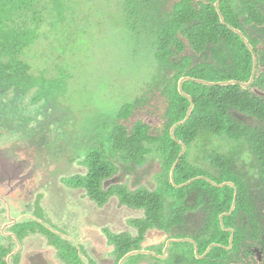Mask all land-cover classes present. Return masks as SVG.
Instances as JSON below:
<instances>
[{"label": "trees", "instance_id": "obj_1", "mask_svg": "<svg viewBox=\"0 0 264 264\" xmlns=\"http://www.w3.org/2000/svg\"><path fill=\"white\" fill-rule=\"evenodd\" d=\"M208 1L203 4L178 0L166 8L165 0L162 10L159 0H108L115 9L113 14L101 8L93 10V6L90 9L88 4L92 0H0V121L1 117L4 119L0 129L6 133L35 132L36 127L29 128V125L38 121L42 104L50 108L54 102L66 100V79L75 76L73 64L84 56L82 41L88 34L89 24L91 27L99 20L94 28L97 29L104 19L109 23L123 21V28L131 36L145 38L157 72L165 75L160 86L168 106L161 130L153 129L142 120L130 126L119 123L131 117L136 103L121 108L112 119L97 121L92 137L78 132L79 139L74 140L76 158L79 156L81 165L88 170L86 178L76 179H109L121 170L120 163L125 177L135 176L132 182L135 185L141 182L140 168L158 161L161 172L154 174L152 182L158 187L153 191L145 187L130 191L127 184H120L111 186L106 196L116 194L121 205L144 210L143 219L128 222L138 228V241L149 229H165L166 224H176L184 229L182 234L196 242L198 255L210 245H218L199 260L179 254L175 264H186L185 257L190 259L189 264L192 261L193 264H231L240 255H251L250 247L254 244H264V219H261L264 213V96L251 92V88H258L264 93V0H231L236 4L229 11L223 3L219 11L225 24L212 5L215 0ZM235 30L244 35L257 55L258 68L252 87L206 86L187 81L183 92L193 99L194 109L190 119L176 128L173 138L171 128L185 119L190 107V101L177 89L182 77L215 83L250 80L253 56ZM44 40L52 41L47 44V52L42 45ZM42 59L46 62L34 67L35 73L32 63ZM58 60H67V64H56ZM52 64H55L54 71H41L44 65ZM157 72L151 76L155 78ZM33 111L34 116L30 115ZM99 124L106 126L101 129ZM37 128L48 129L44 124ZM216 139L230 143L225 152L216 149L220 145ZM179 142L187 150L175 169V185L199 176L210 180L199 179L179 189L170 182V172L182 151ZM238 158L242 159L241 164ZM212 181L218 185L231 182L238 191L233 214L223 219L224 229L235 230L230 250L227 248L231 233L222 228L219 217L230 211L234 188H218ZM197 188L201 190L194 209L207 206L210 217L200 232L193 235L184 226V211L177 216L175 212L178 204L185 209L183 198ZM165 203L172 207L169 222L161 217ZM118 242L122 254L134 248L123 235ZM190 247L194 256V244Z\"/></svg>", "mask_w": 264, "mask_h": 264}, {"label": "flooded vegetation", "instance_id": "obj_2", "mask_svg": "<svg viewBox=\"0 0 264 264\" xmlns=\"http://www.w3.org/2000/svg\"><path fill=\"white\" fill-rule=\"evenodd\" d=\"M155 1L157 2V0ZM163 1L165 0H159L162 10ZM177 1L166 0V8H171ZM218 1H220L218 10L215 7L217 11L223 3L228 7V9L227 7L224 9L228 11L232 5L236 4L231 0H215L212 5L215 6ZM193 2L209 3L208 0H193ZM184 42L187 43V41ZM15 152L12 149L0 150V264H106L102 257L99 258L101 247L93 245V242H104L103 246L105 249L108 248V254H113L116 257V261L112 264H119L123 255L117 245L122 235L124 239H129L133 243L132 250L136 248L144 253L142 256L135 257L137 259L135 263L164 264L168 257L175 258V260L178 258L179 254L174 253L170 248L185 242L186 239L179 234L184 231L182 227H178L176 224L170 226L166 224L165 229L168 227V230L149 229L143 234V239L138 241L140 236L138 228L129 225L133 231L128 229L127 232H117L111 227L117 226L116 221L112 225L111 221L106 222L103 219L109 205L115 208L130 209L121 205L118 195L106 196V192L111 186L122 184L113 181L118 174L124 173L125 169L120 163L118 166L121 170L109 179L79 180L76 178H86L88 175V170L81 165L79 156L74 158L72 167H68L69 174H63L62 169L58 168L57 161L51 158V164L47 165L44 158L38 155L37 149L35 154L31 148L30 154L23 152L20 154L21 156ZM145 167L140 169L143 170ZM154 174L156 173L153 172L150 178L151 182L146 184L149 185L155 180ZM128 178H132V175L126 176L124 179L128 180ZM135 185L134 189H130L127 184L130 191L140 187L153 191L143 185L142 181ZM175 186L178 189L185 188L187 183ZM155 187L157 188L158 185L155 184ZM199 190L201 189L197 188L191 191L183 198L182 203L191 212V216H185L186 213H184L182 219L185 222V227L193 235L200 232L210 217L209 207L194 209ZM96 191H98L97 196L94 195ZM233 205L232 202L231 209ZM171 209L169 203L163 204L161 217L163 216L167 222L172 219ZM130 210L144 213V210ZM143 217L145 216L143 215ZM137 219L139 218H132L129 221ZM86 226L92 228L90 232L92 238L87 237ZM150 230H154L158 234L165 233L164 242H158L156 245L150 242L148 246H144ZM225 231L230 232V228ZM101 236L104 241H100ZM190 238L187 239L194 241ZM88 244L91 247L89 253L86 251ZM213 246L218 245L212 244L206 252L198 255V245L196 244L195 251L193 248L194 256L190 252V259L205 258ZM252 249L257 260L264 264V244L256 243ZM227 250L230 248L228 247ZM190 259L185 257V263L189 264ZM235 263H239V260L235 259L231 264ZM224 264H230V262Z\"/></svg>", "mask_w": 264, "mask_h": 264}, {"label": "rangeland", "instance_id": "obj_3", "mask_svg": "<svg viewBox=\"0 0 264 264\" xmlns=\"http://www.w3.org/2000/svg\"><path fill=\"white\" fill-rule=\"evenodd\" d=\"M88 5L90 9L93 6V10L101 8L115 14V9L109 4L108 0H92V3ZM91 13L95 14L92 10ZM97 23H99V20L95 21L91 27L90 24L88 25V34L82 41L84 56H81L73 64L75 70L72 73L75 76L66 79V100L62 98V101L59 102L58 100L54 102L53 104L55 105L50 106V108L42 104L38 121H36V124L29 125V128L36 127L35 132L19 133L10 131L6 133L4 129H0V134H4L0 137V150L12 149L20 155L23 152L30 154L31 148L35 154L37 149L38 155L44 158V162L47 165H50L53 159L57 161L58 168L62 169L63 174H69V168L72 167V163L76 159V155H78L74 149V140L79 139L77 133L82 132L83 135L92 137L97 129V126H95L97 121L112 119L123 107L136 103L131 117L127 120L119 121L120 124L130 126L135 121L142 120L153 129L161 130L168 100L164 95L165 92L162 91L163 88L160 86V83L163 81V74L157 72V64L147 49L145 38L143 36H131L128 30L123 28V26L125 27L123 21H120V23L119 21L109 23L104 19L97 29H94ZM51 42V40L42 41L45 52L49 49L47 44ZM40 43L41 41L36 45L38 57ZM46 60L42 59L36 61L35 64L32 63L35 73L34 67L40 66ZM57 63L64 66L67 64V60H58L56 61ZM53 65L55 64L44 65L41 71L47 70L52 72L54 71ZM156 72L157 76L153 78L151 74ZM47 75L52 77L50 74ZM113 78L119 84L113 81ZM156 78L157 80L154 81ZM138 100H140L139 103H137ZM56 104H61V106L59 107ZM30 115L34 116L35 111ZM0 122L4 123L3 117H1ZM39 124H44L48 129L37 128ZM99 125L102 126L101 129L106 126L104 124ZM219 142L220 145L216 149L225 152L230 143L221 142L216 139V144ZM237 160L240 164L242 163L241 158ZM37 163L39 164L38 161ZM153 172L157 174L161 172L158 161L147 165L138 174V178L142 181L143 185L149 187L151 190L155 189V182L149 185L146 183L151 182L150 178ZM60 176L62 177V175ZM124 178L125 173H120L113 181L115 183L128 184L130 189L136 187L132 183L135 179L134 176L130 179L128 178V180ZM177 209L175 216L181 210L186 213L185 216H191V212L186 208L182 209V205L178 204ZM143 215V212L132 211L127 208H115L109 205L103 215V219L106 222L111 221L112 225L116 221L117 226L113 225L111 227L117 232H127L126 230L128 229L133 231L128 221L132 218H141ZM261 219H264V213L261 215ZM91 231L92 228L86 226L85 232L87 237H91ZM179 234L186 239L185 242L177 244L170 249L174 253L190 256L191 247L188 239L184 237L187 235ZM165 238V233L158 234L153 231L149 233L144 246H148L150 242L155 245L158 242H164ZM100 241H104L102 236ZM93 245L101 247L99 258L102 257L106 264L113 263V258L108 254V248L105 249L103 246L104 242H93ZM86 246V251L89 253L91 247L89 244ZM252 248L250 247V251H252L251 255L248 257L240 255L239 263L235 264H262L257 260ZM139 264L145 263L140 262ZM164 264H175V258L168 257Z\"/></svg>", "mask_w": 264, "mask_h": 264}, {"label": "water", "instance_id": "obj_4", "mask_svg": "<svg viewBox=\"0 0 264 264\" xmlns=\"http://www.w3.org/2000/svg\"><path fill=\"white\" fill-rule=\"evenodd\" d=\"M219 2L218 1L215 5V7L217 8L218 10V5H219ZM220 14V13H219ZM220 18H221V21L224 23V19L223 17L220 15ZM237 34H239L242 39L244 40L245 44L247 45L248 49L250 50V52L252 53V56H253V69H252V74H251V78L250 80L247 82V83H241V82H237V81H225V82H217V83H212V82H205V81H202V80H196V79H192V78H182L180 81H179V84H178V91L179 93L188 98L190 100V107H189V110L187 112V115L185 117V119L177 124H175L171 130H170V133H171V136L173 138L174 137V131L176 130L177 127L179 126H182L184 125L191 117V114H192V111L194 109V102L192 100L191 97H189L188 95L184 94L183 91H182V85L185 81H192V82H196L198 84H202V85H206V86H230V85H239L241 86L243 89H248V88H251L252 85H253V82H254V79H255V76H256V73H257V68H258V61H257V55L254 53V49L253 47L250 45V43L248 42V40L243 36V34L241 32H238V31H235ZM251 92L254 93L256 96H264V93L259 90L258 88H251ZM180 146L182 147V152L181 154L179 155V158L176 160V162L174 163L173 165V168L171 170V173H170V181L174 184V171L180 161V158L185 154L186 150H187V147L186 145H184L183 143H180ZM226 185H230V186H233L232 183H224L222 185H220L219 187H224ZM235 204V202H234ZM235 205H233V208H234ZM233 208L231 210V213L233 211ZM232 241H233V231H232V236H231V239H230V248L232 247ZM210 250V248L208 249V251ZM136 252H133V253H130L128 254L127 256H125L124 259H126L127 257H130V256H133L135 255ZM123 259V260H124ZM123 260L120 262V264H122Z\"/></svg>", "mask_w": 264, "mask_h": 264}, {"label": "clouds", "instance_id": "obj_5", "mask_svg": "<svg viewBox=\"0 0 264 264\" xmlns=\"http://www.w3.org/2000/svg\"><path fill=\"white\" fill-rule=\"evenodd\" d=\"M220 12L218 11V14H219ZM219 15H221L222 16V14L220 13ZM223 17V16H222ZM221 19V18H220ZM223 19H224V17H223ZM222 22V21H221ZM223 23V22H222ZM223 24H225V20H224V23ZM235 31H237V30H235ZM238 32H240V31H238ZM244 36V35H243ZM242 38V37H241ZM187 45H188V43H186ZM251 45V44H250ZM252 46V45H251ZM254 49V48H253ZM186 53H185V51H184V53H183V55H185ZM164 76L165 75H163V79H164ZM182 78H190V77H182ZM181 78V79H182ZM180 79V80H181ZM192 79H194V78H192ZM179 80V81H180ZM196 80H198V79H196ZM202 81H204V80H202ZM187 81H185L184 83H186ZM189 82H192V81H189ZM206 82V81H205ZM184 83H183V85H184ZM193 83H196V82H193ZM212 83H215V82H212ZM217 83V82H216ZM178 84H179V82H178ZM178 84H177V89H178ZM196 84H198V83H196ZM183 85H182V91H183ZM199 85H202V84H199ZM184 93V92H183ZM185 94V93H184ZM181 95V94H180ZM187 95V94H186ZM182 96V95H181ZM189 96V95H188ZM184 97V96H183ZM190 97V96H189ZM184 98H186V97H184ZM167 99V98H166ZM186 99H188V98H186ZM189 100V99H188ZM193 100V99H192ZM190 101V100H189ZM167 106H168V104H167ZM167 108V107H166ZM166 110V109H165ZM189 110V109H188ZM188 112V111H187ZM144 122V121H143ZM144 123H146V122H144ZM147 124V123H146ZM147 125H149V124H147ZM171 134V133H170ZM204 167H205V165H204ZM173 168V167H172ZM206 168V167H205ZM171 173V172H170ZM174 173H175V171H174ZM203 178H205L206 180H210L209 178H207V177H205V176H199V177H197V178H192V179H190L188 182H187V186L188 185H190L193 181H195V180H199V179H203ZM214 186H216V187H218V188H220L219 186L220 185H222V184H220V185H218V184H216L214 181H212L211 182ZM225 183H231V182H225ZM173 184V183H172ZM224 184V183H223ZM233 184V183H232ZM174 186H175V184H173ZM226 186H230V185H226ZM230 187H232V188H234V198H233V204H234V202H235V206H234V208H233V211H232V213L230 212L232 209H230V211L228 212V213H222V216L219 218L220 219V224H221V226H222V228L224 229L225 227H224V221H223V219H224V217L225 216H231L232 214H233V212H234V210H235V208H236V204H237V198H238V191H237V189H236V187H235V185L233 184V186H230ZM222 188V187H221ZM231 213V214H230ZM226 214H228V215H226ZM144 217H141V219H143ZM224 230H226V229H224ZM154 230H150V232L149 233H151V232H153ZM232 231H233V239H234V235H235V230H232V229H230V233H231V236H232ZM230 239H231V237H230ZM183 241V240H182ZM106 243V242H105ZM188 243L189 244H194V246H196V243L194 242V241H192V240H188ZM107 245V244H106ZM232 245H233V241H232ZM108 246V245H107ZM229 248H230V245H229ZM231 249V248H230ZM133 252H136V254L135 255H133V256H130V257H127L126 259H124L125 258V256H127L128 254H130V253H133ZM142 254H144L142 251H139V250H136V248L134 249V250H132V249H130V250H128V251H126V253H124V254H122L123 255V258L120 260V262L123 260V262H122V264H138V263H135L136 262V256L137 255H140V256H142ZM112 258H113V262H115L116 261V257L113 255V254H111L110 255ZM120 262H119V264H120Z\"/></svg>", "mask_w": 264, "mask_h": 264}]
</instances>
